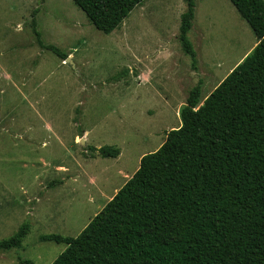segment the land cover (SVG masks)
<instances>
[{
  "label": "rangeland",
  "instance_id": "1",
  "mask_svg": "<svg viewBox=\"0 0 264 264\" xmlns=\"http://www.w3.org/2000/svg\"><path fill=\"white\" fill-rule=\"evenodd\" d=\"M185 8L145 0L105 35L71 0H0V240L30 224L0 264H51L65 245L39 238L76 237L180 127L188 93L205 99L255 47L229 0H195L192 61L177 38Z\"/></svg>",
  "mask_w": 264,
  "mask_h": 264
},
{
  "label": "trees",
  "instance_id": "2",
  "mask_svg": "<svg viewBox=\"0 0 264 264\" xmlns=\"http://www.w3.org/2000/svg\"><path fill=\"white\" fill-rule=\"evenodd\" d=\"M71 1L109 35L145 0ZM229 2L253 32L255 47L202 103L199 86L188 93L180 127L141 157L132 177L76 237L39 238L65 245L51 264H264V1ZM185 4L177 38L195 61L187 37L195 0ZM87 149L119 156L113 147ZM29 230L23 223L0 240V252L21 249Z\"/></svg>",
  "mask_w": 264,
  "mask_h": 264
},
{
  "label": "water",
  "instance_id": "3",
  "mask_svg": "<svg viewBox=\"0 0 264 264\" xmlns=\"http://www.w3.org/2000/svg\"><path fill=\"white\" fill-rule=\"evenodd\" d=\"M67 62H68V60H67ZM80 142H81V144H84V142H83V140H82V139L80 140Z\"/></svg>",
  "mask_w": 264,
  "mask_h": 264
},
{
  "label": "crops",
  "instance_id": "4",
  "mask_svg": "<svg viewBox=\"0 0 264 264\" xmlns=\"http://www.w3.org/2000/svg\"><path fill=\"white\" fill-rule=\"evenodd\" d=\"M204 100V99H203ZM203 100L201 101V103L203 102Z\"/></svg>",
  "mask_w": 264,
  "mask_h": 264
}]
</instances>
